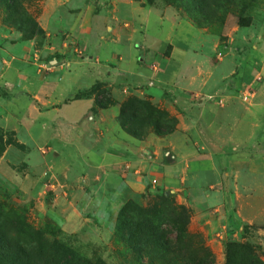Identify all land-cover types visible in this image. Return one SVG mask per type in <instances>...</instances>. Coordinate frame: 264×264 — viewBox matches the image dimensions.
<instances>
[{
    "label": "crops",
    "instance_id": "1",
    "mask_svg": "<svg viewBox=\"0 0 264 264\" xmlns=\"http://www.w3.org/2000/svg\"><path fill=\"white\" fill-rule=\"evenodd\" d=\"M113 5L97 13L90 1L47 0L41 20L53 44L41 50L0 33V175L36 202L54 183L50 201L67 214L84 199L112 210L140 200L156 179L191 209L215 264L246 234L264 250V82L257 101L236 94L257 72L264 77V48L257 41L253 61L239 66L234 53L218 59L217 39L174 11ZM59 30L67 59L50 67L55 59L41 62L53 56ZM97 81L118 101L99 107L95 96L76 97ZM153 90L174 100L155 103L176 113L177 127L137 138L121 124V99Z\"/></svg>",
    "mask_w": 264,
    "mask_h": 264
},
{
    "label": "rangeland",
    "instance_id": "2",
    "mask_svg": "<svg viewBox=\"0 0 264 264\" xmlns=\"http://www.w3.org/2000/svg\"><path fill=\"white\" fill-rule=\"evenodd\" d=\"M46 1L0 0V33L17 35L20 41H33L35 48L40 50L48 48L53 44L50 40L52 36L41 20ZM83 1L93 2L97 7L96 12L100 13L105 7L113 8L116 0ZM134 1L160 11H174L176 15L206 31L218 41V59L231 52L237 55L240 66L241 62L253 61L252 52L254 46L258 45L257 41L258 46L261 44L264 48V0ZM121 7L120 11L126 14V8ZM245 28L249 29V35L241 39ZM63 32L59 30L56 33L59 41L53 48V56L41 63L55 59L57 62L53 66L65 64L67 58L62 56L60 45L68 35ZM76 48L78 55L86 56L83 50L78 46ZM37 59L41 61V57L37 56ZM97 82L103 86L94 91L106 89L110 97L118 101L112 95L108 83ZM263 82L264 77L257 72L254 82L236 94L242 101H257L259 85ZM148 85L155 87L152 81ZM92 87L83 93L90 92ZM95 93L86 95L96 97ZM166 93H163L165 96L162 99H159L155 90L142 94L128 93L121 101L123 104L133 97L150 101L164 112L160 116L163 124L168 125L176 119L178 123L175 112L155 103L160 100L174 101ZM138 121L143 122L142 119ZM130 124L138 127L133 120ZM139 125L141 127L143 123ZM150 132L158 134L155 126L146 121L144 137ZM5 134L0 128V152L5 144ZM7 134V140L13 141L12 134ZM168 153L166 155L171 156ZM54 188V183L46 182L48 195L45 201L36 202L29 195L8 185L0 175V264H13V258L21 264H215L216 254L208 245L204 233L191 224L192 212L186 205L189 214L184 222H180L185 225V230L178 237V229L171 221L183 219L184 215L177 212L179 208L174 213L173 200L175 205L183 204H179L172 195L169 201L164 202L161 198L166 192L157 182L146 187L140 200L129 199L114 210L109 209L105 202H88L84 199L69 214L58 210V205L51 203L49 196ZM244 230L246 233L249 231L247 228ZM232 241L235 245H246V248L239 247L229 253L226 244L224 264H264V250L248 240L247 234L242 239Z\"/></svg>",
    "mask_w": 264,
    "mask_h": 264
},
{
    "label": "trees",
    "instance_id": "3",
    "mask_svg": "<svg viewBox=\"0 0 264 264\" xmlns=\"http://www.w3.org/2000/svg\"><path fill=\"white\" fill-rule=\"evenodd\" d=\"M102 86H103L102 83L97 82L92 87L90 92L79 93L76 95V97L78 98V97L84 96V95L89 94V93H95L96 91H94V90L99 88V87H102ZM95 94H96L95 98H96V101H97V104L99 107H107V106L114 104V102H115L110 97V94L106 89L99 90ZM163 113H164L163 111L158 109L150 101L140 100V99H137L136 97H133L130 100H128L122 104L121 113H120L119 118H120V121H121L123 128L126 131H128L129 133H131L132 135H134L136 137L142 138L145 136L143 133V128L145 127L146 121H148L150 124H153L155 126L156 131L159 135H166L168 133L173 132L176 129L177 119L171 121L168 125H165L160 120V118H161L160 116H162ZM144 114H146V117H144ZM140 115H142L143 117H140ZM166 116H167V114H166ZM131 119L133 120L134 124H136V126H138L137 128L133 127L130 124V121H132ZM139 119H142L143 122L138 121ZM139 123H143V126L140 127ZM3 148H2V150H3ZM162 196L163 197L161 199H163L164 202L169 201L171 199V196L167 195L166 193H164ZM173 204L175 206V208L172 209L174 211V213L176 212V208H179V210L177 212L184 215L183 219H180V220L177 219V220L171 221V224L175 228L178 229V237H179L185 230V225L180 224V222L185 221L184 219H186V216L189 214V211L187 210L186 206H184V205H175L174 200H173ZM167 243H169L168 240H167ZM233 243H235V242L229 241L227 243L229 253L231 251L232 252L235 251V249L239 248V247L246 248V245H235ZM248 249H250V248H248ZM14 260H15V263H13ZM230 261H232V260L230 259ZM12 263L13 264H21V262H19V261L16 262L15 258L12 259Z\"/></svg>",
    "mask_w": 264,
    "mask_h": 264
},
{
    "label": "built area",
    "instance_id": "4",
    "mask_svg": "<svg viewBox=\"0 0 264 264\" xmlns=\"http://www.w3.org/2000/svg\"><path fill=\"white\" fill-rule=\"evenodd\" d=\"M52 66H53V64L50 65V67H52ZM156 182H157V180L156 179H153V183H156Z\"/></svg>",
    "mask_w": 264,
    "mask_h": 264
}]
</instances>
